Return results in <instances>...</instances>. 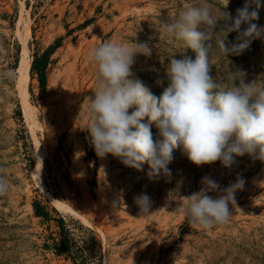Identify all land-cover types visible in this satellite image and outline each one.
Instances as JSON below:
<instances>
[{
  "label": "rangeland",
  "instance_id": "rangeland-1",
  "mask_svg": "<svg viewBox=\"0 0 264 264\" xmlns=\"http://www.w3.org/2000/svg\"><path fill=\"white\" fill-rule=\"evenodd\" d=\"M204 2L218 15L235 17L246 0H228L226 8V0H0V178L9 186L0 195V264H264V161L245 154L231 167L219 161L196 166L177 149L171 175L150 178L147 164L137 170L111 154L99 157L86 130L89 97L98 88L89 51L104 42L134 49L149 44L151 55L137 54L131 71L159 96L167 87L168 60L195 59L162 22ZM260 3L255 23L264 27ZM22 42L30 124L17 83ZM35 50L49 51L42 92L37 77L30 79ZM211 65L225 89L238 86L241 74L245 84L264 89V37L240 55L213 48ZM151 130L155 136L154 125ZM205 176L221 189L244 181L228 221L211 229L182 211L184 197L199 191ZM141 194L150 198V213L135 202ZM54 201L72 212L59 211ZM37 208L49 219L37 216ZM59 220L76 245L71 257L54 251Z\"/></svg>",
  "mask_w": 264,
  "mask_h": 264
},
{
  "label": "clouds",
  "instance_id": "clouds-1",
  "mask_svg": "<svg viewBox=\"0 0 264 264\" xmlns=\"http://www.w3.org/2000/svg\"><path fill=\"white\" fill-rule=\"evenodd\" d=\"M227 4L228 0L223 7ZM260 7V0H246L231 17L225 11L222 16L216 14L204 2L185 5L174 21L162 22L166 33L181 40L195 53V59L182 55L168 60L167 87L159 96L134 79L131 71L137 54L151 55L149 44L136 43L134 49L104 42L93 47L89 59L97 67L98 88L89 97L91 123L86 130L96 154L101 158L111 154L137 170L147 164L150 178L171 175L168 166L177 149L196 166L219 161L231 167L235 157L245 154L264 161V89L257 90L255 83L245 84L242 74L238 86L234 83L225 89L210 74L213 48L226 57L240 55L253 40L264 37V27L255 23ZM232 32L237 33L236 39L229 42ZM201 184L199 191L184 197L187 204L182 211L204 229L226 223L243 179L223 189L208 176ZM8 187L0 178V195L6 194ZM135 202L141 212L150 213L146 194Z\"/></svg>",
  "mask_w": 264,
  "mask_h": 264
},
{
  "label": "trees",
  "instance_id": "trees-1",
  "mask_svg": "<svg viewBox=\"0 0 264 264\" xmlns=\"http://www.w3.org/2000/svg\"><path fill=\"white\" fill-rule=\"evenodd\" d=\"M48 52L45 51L42 54H38L37 50L34 51L32 55V62L30 66V79L33 78V76L37 77V81L39 84V88L41 89V92L43 91L45 84H46V74H47V66L49 64V58H48ZM38 210H43V208H37L35 211L37 216L44 215V218H48V214L43 212L42 214ZM49 219V218H48ZM47 220V219H45ZM59 230H58V238L57 240H53V247L54 251L57 254H65L68 257H71L70 255L73 252V249L76 248L75 242L72 238L69 236L68 230L65 228V223L62 220H59Z\"/></svg>",
  "mask_w": 264,
  "mask_h": 264
},
{
  "label": "bare ground",
  "instance_id": "bare-ground-1",
  "mask_svg": "<svg viewBox=\"0 0 264 264\" xmlns=\"http://www.w3.org/2000/svg\"><path fill=\"white\" fill-rule=\"evenodd\" d=\"M26 67H27L26 47L24 45V42H22V51H21L20 66H19L20 72H19V75H18L17 83H18V87H19V97L21 99L20 102H21V106H22L23 116H24L26 122L28 124H30L31 116H30V113H29V110H28L29 105H28V102H27V95H26V91H25V86H26V82H27V74L25 72ZM38 169H39V166H37V168H36V173H38ZM37 175L35 177L36 178V183H39ZM54 203H55V206L57 207V209L59 211H61L63 213L72 212L70 209L66 208L65 206H63L61 204H58L55 201H54Z\"/></svg>",
  "mask_w": 264,
  "mask_h": 264
}]
</instances>
